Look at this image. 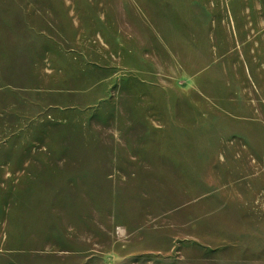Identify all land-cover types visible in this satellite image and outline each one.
<instances>
[{"label": "rangeland", "instance_id": "rangeland-1", "mask_svg": "<svg viewBox=\"0 0 264 264\" xmlns=\"http://www.w3.org/2000/svg\"><path fill=\"white\" fill-rule=\"evenodd\" d=\"M0 264H264V0H0Z\"/></svg>", "mask_w": 264, "mask_h": 264}, {"label": "crops", "instance_id": "crops-1", "mask_svg": "<svg viewBox=\"0 0 264 264\" xmlns=\"http://www.w3.org/2000/svg\"><path fill=\"white\" fill-rule=\"evenodd\" d=\"M33 207H35V206H33ZM33 213L35 214V209H33ZM34 216H35V215H34ZM34 216H33V217H34ZM229 217H230V219H232V218H233V214L230 213V216H229Z\"/></svg>", "mask_w": 264, "mask_h": 264}]
</instances>
